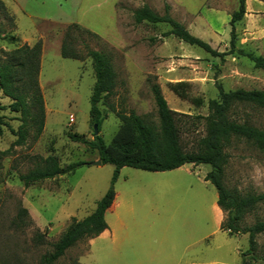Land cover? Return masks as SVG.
Masks as SVG:
<instances>
[{
	"label": "rangeland",
	"instance_id": "rangeland-1",
	"mask_svg": "<svg viewBox=\"0 0 264 264\" xmlns=\"http://www.w3.org/2000/svg\"><path fill=\"white\" fill-rule=\"evenodd\" d=\"M0 57L23 44L43 41L38 83L45 106L44 127L37 138L29 132L14 144L19 113L0 110V264H39L72 218L89 214L111 185L113 165H93L97 152L72 141L67 133L91 140L90 94L94 83L92 62L60 55L66 26L76 23L92 35L73 32L74 46L102 51L115 74L111 93L98 103V135L106 144L121 125L118 114L133 111L157 125L149 85L156 82L176 116L180 142L190 149L205 134L209 99L218 90H264V68L245 56L229 52L230 15L237 0H0ZM22 1V4L20 5ZM169 14L212 49V56L173 35H163L164 23H135L133 11L143 5ZM235 47L264 57V0H245V14L234 24ZM11 34L16 42L3 38ZM24 39V40H23ZM181 83L176 94L170 85ZM105 92L102 93V96ZM194 99V100H192ZM0 102L11 100L0 92ZM250 123L264 129V108H241ZM74 121L69 122V115ZM224 184L241 193L264 192V151L244 140L226 148ZM56 156L60 165L83 161L73 173L24 186L18 175L33 167V156ZM89 163V164H86ZM210 166L185 164L169 171L121 167L113 189L117 204L105 219L112 235L84 238L69 247L55 264H264V231L256 236L255 258L242 256L247 234L228 235L219 228L214 211L216 190L204 180ZM26 208L30 223L18 220ZM221 211V222L225 212ZM264 221V202L246 215L243 225ZM43 233L42 241L35 238Z\"/></svg>",
	"mask_w": 264,
	"mask_h": 264
},
{
	"label": "trees",
	"instance_id": "trees-1",
	"mask_svg": "<svg viewBox=\"0 0 264 264\" xmlns=\"http://www.w3.org/2000/svg\"><path fill=\"white\" fill-rule=\"evenodd\" d=\"M244 14L245 0H237V8L231 13L229 20L228 50L230 53L247 57L254 67L264 68V57L235 47L234 24L240 21ZM133 19L135 23L143 21L164 23L169 26V29L163 33L164 36L173 35L189 45L203 49L212 56L225 54L212 49L207 42L192 35L182 23L171 17L167 4L164 5L162 14L143 5L133 11ZM73 32L92 35L90 31L81 29L76 23L68 24L60 45V55L75 60H82L84 57L91 60L94 83L89 98V120L97 124L98 128L101 123L98 103L111 93L115 74L110 58L102 51L91 49L85 44H83V53L77 50L74 46ZM3 38L9 42L17 41V38L11 34H4ZM41 46L42 42L38 39L31 45L17 46L4 53V58L0 57V92L11 100L7 105L0 102V110L8 108L11 112L19 113L18 128L9 129L16 136L14 144L23 143L30 131L32 136L37 138L44 127L45 106L38 83ZM180 85L181 83H172L170 87L176 94L183 97V94L177 90ZM149 89L156 107L157 125L145 122L140 116L130 111L128 114H118L122 123L109 144H106L98 134L93 133L92 139L87 140L83 135L67 133L72 141L83 143L95 150L101 164L113 165L111 185L96 201L94 209L89 214L79 220L72 218L59 239L52 243V249L41 256L39 264H55L76 242L98 236L107 228L104 213L114 198L113 183L121 167L128 166L145 171H167L185 163L210 166L204 179L214 186L217 195L216 204L226 214L220 229L226 231L228 235L247 234L248 248L242 256L250 254L251 258H255L253 246L256 245V236L264 231V221H256L251 225L242 223L249 212L255 210L259 203L264 202V192L241 193L226 187L224 167L228 160L226 148L234 139L244 140L258 150L264 151V129L250 123L240 111L245 107L264 108V90L237 88L224 91L219 89L218 97L209 99L207 102V114L197 116L204 121L205 134L199 137L190 149H187L180 142L176 122V116L179 113L168 107L156 82H152ZM103 92L105 95L102 96ZM4 124L0 116V134ZM7 153L8 149L0 151L1 156ZM32 159L33 167L18 175L24 186L73 173L77 167L85 164L83 161H75L62 166L52 154L45 157L36 155ZM17 218L20 222L24 219V224L30 223L26 208L19 209ZM43 235L37 232L35 238L42 241ZM241 262L245 264L243 259Z\"/></svg>",
	"mask_w": 264,
	"mask_h": 264
},
{
	"label": "crops",
	"instance_id": "crops-1",
	"mask_svg": "<svg viewBox=\"0 0 264 264\" xmlns=\"http://www.w3.org/2000/svg\"><path fill=\"white\" fill-rule=\"evenodd\" d=\"M16 1V3H17V0H15ZM22 4V1H21V3H20V5ZM24 40V39H23ZM44 41V40H43ZM43 41H41L42 42V46H41V55H42V50H43ZM61 44H59V46H60ZM40 59H41V56H40ZM78 61H80V60H78ZM40 62H41V60H40ZM185 164H192V163H185ZM185 164H183V165H185ZM183 165H181V166H183ZM199 165H201V164H198V165H194V164H192V166H193V168L194 167H196V168H199ZM180 166V167H181ZM177 168H179V167H177ZM177 168H175V169H177ZM172 170H174V169H172ZM167 171H169V170H167ZM119 173V172H118ZM117 178V177H116ZM205 180V179H204ZM205 181H207V180H205ZM114 190V189H113ZM117 197H118V195H117V193L114 191V198H113V200H112V202H111V204L108 206V208L105 210V213H104V219H105V216H106V213L108 212V211H113V209H114V207L116 206V204H117ZM216 199H217V195H216ZM214 211L216 212V214L218 215V224H219V228H220V224H221V211H220V208L217 206V204H216V200H215V202H214ZM105 222H106V219H105ZM106 224H107V228L103 231V232H101L99 235H98V237L99 236H103V235H112L113 234V231H112V229H110V227H109V225H108V223L106 222ZM228 234V233H227ZM95 237H97V236H95ZM93 238L94 237H92L90 240H89V242H88V244L93 240Z\"/></svg>",
	"mask_w": 264,
	"mask_h": 264
},
{
	"label": "water",
	"instance_id": "water-1",
	"mask_svg": "<svg viewBox=\"0 0 264 264\" xmlns=\"http://www.w3.org/2000/svg\"><path fill=\"white\" fill-rule=\"evenodd\" d=\"M93 133H94L95 135L98 134L97 124H95V123L93 124ZM86 164H89V163H86ZM90 164H93V165H100V164H101V161H100L99 159H97V160H95V161L90 162Z\"/></svg>",
	"mask_w": 264,
	"mask_h": 264
},
{
	"label": "built area",
	"instance_id": "built-area-1",
	"mask_svg": "<svg viewBox=\"0 0 264 264\" xmlns=\"http://www.w3.org/2000/svg\"><path fill=\"white\" fill-rule=\"evenodd\" d=\"M68 120H69L70 123L73 122V121H74V117H73V115L70 114Z\"/></svg>",
	"mask_w": 264,
	"mask_h": 264
}]
</instances>
